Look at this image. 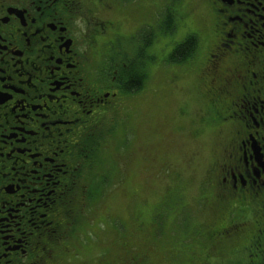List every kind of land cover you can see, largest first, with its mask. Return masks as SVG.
Segmentation results:
<instances>
[{"label":"flooded vegetation","instance_id":"af4514ba","mask_svg":"<svg viewBox=\"0 0 264 264\" xmlns=\"http://www.w3.org/2000/svg\"><path fill=\"white\" fill-rule=\"evenodd\" d=\"M78 4L0 0V264H83L76 156L84 139L112 136L124 102L117 71L104 75V53L85 37ZM208 7L217 16L205 66L215 84L210 111L223 135L206 187L221 210L240 216L221 223L218 215L222 244L189 251L185 264H198L196 255L202 264H264V0Z\"/></svg>","mask_w":264,"mask_h":264},{"label":"rangeland","instance_id":"374dc122","mask_svg":"<svg viewBox=\"0 0 264 264\" xmlns=\"http://www.w3.org/2000/svg\"><path fill=\"white\" fill-rule=\"evenodd\" d=\"M80 2L82 6L78 4L74 12L77 13L86 37L90 38L89 33H95L93 28L105 26L98 38L119 40L114 42V52L117 51V54H121L122 49L126 53L134 49V53L137 51V45L129 40L134 35L130 31L140 21L150 24L148 29L152 30L153 40L146 50L149 56L146 65L147 79L140 91L147 97L145 102L136 106L143 114L138 123L136 156L123 152V148L129 150V143L121 144V170L118 178L114 176L119 170L113 155L103 153L100 156L105 165L104 178L112 179V183L109 182L106 187L109 198L105 200L108 201L103 208V215L110 218L103 220L106 229L101 253L105 264H135L133 258L125 259L134 248L150 251V246L173 251L183 247V235L191 229H181L180 216L193 205L191 195L205 176L204 171L211 162L210 153L213 155V148L218 140L215 134L201 140L185 137L191 129L189 121L194 116V106L202 103L203 92L210 88V84L207 81L205 83L203 74L206 71H202V68L206 61L205 51L211 45L208 15L211 0H116L118 4L135 3L127 8L121 5L111 7L109 0H105L102 5H97L93 0ZM145 5L147 15L141 18ZM168 10H173L176 14V30L173 33H165L159 29ZM214 17L217 18L215 14ZM192 34L198 38L197 63L194 65V59L184 66L170 65L166 59L172 48ZM136 41L141 46L140 39L136 37ZM105 62L107 63L106 59ZM177 108L179 110L175 113ZM115 141L117 144V138ZM139 153L146 159L141 160ZM81 160L80 158L79 161ZM93 197L97 198V193ZM144 201L149 203L143 204ZM78 209L83 213L80 217L85 230L92 232L90 228L98 229L91 224L96 213H93V208L89 206L84 210V206L78 204ZM103 215H99L100 219ZM169 217L175 218L173 226H165ZM134 224L136 227L142 224L140 229L145 230L146 236L138 234L136 227L133 230ZM99 228L104 229L103 223ZM66 241L69 247V242ZM67 249L71 252L74 248ZM90 257L89 261L96 259L91 254ZM60 261L61 264H69L62 257ZM70 264L82 262L77 260Z\"/></svg>","mask_w":264,"mask_h":264},{"label":"trees","instance_id":"16d2710c","mask_svg":"<svg viewBox=\"0 0 264 264\" xmlns=\"http://www.w3.org/2000/svg\"><path fill=\"white\" fill-rule=\"evenodd\" d=\"M169 19H170V17L168 15L167 18L165 19L164 26H165L166 30L171 32L173 28L171 26H169ZM196 48H197L196 36L189 35L182 42H180V44L176 45L173 48L172 52L168 56L167 61L170 64L182 66V65L186 64L190 60V58L194 55ZM138 59H139V62L135 63L134 65L132 64V67H131L132 70H135V73H136V76L133 79H129L128 78V76H129L128 72L123 70V68H120L119 75L122 77V87L124 88V90L127 93L138 92L142 88L144 81H145V78H146V75L143 74V72L140 69V67L142 65L143 56H142V58L138 57ZM130 66L131 65L129 64L128 71L131 72ZM221 146H222L221 143H220V146L217 143L215 144V146L213 148V155H212V153H210L211 162L206 167V169L204 171L205 173L209 170L210 166H212L214 168L217 165L218 166L220 165L219 158H220V151L222 148ZM140 159L144 160V159H146V157L143 158L141 156ZM218 166H217V168H218ZM206 184H208L207 177L203 176V178L199 181V185L205 186ZM212 190H214L213 187H210L211 192H212ZM212 193L214 194V192H212ZM214 196H215V194H214ZM214 196L212 197V200L210 203V209L212 211L216 212L220 209V205L218 204V202L215 199L216 196H215V198H214ZM248 240H249L248 238H243V239L238 240L237 242H240L241 244H245L248 242ZM190 241H191V239H190ZM250 241H251V239H250ZM195 243H196V240L195 239L192 240L191 244H195ZM191 244L189 243L188 246L190 247ZM168 251H170L173 255L172 250H169V249L168 250L160 249V250L154 252L155 258L152 259V264H185V263H187V261L185 262V258L187 257L186 253L188 252L187 250H183L180 253V256L178 258H174V260H170V252H168ZM199 253H201L203 255L202 250L197 251V254H199ZM197 257H198L197 255L194 256V262H196L198 264H202L203 258H200V260H199V258H197ZM135 264H140V263L138 262ZM144 264H150V263L147 262Z\"/></svg>","mask_w":264,"mask_h":264}]
</instances>
